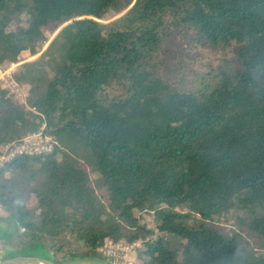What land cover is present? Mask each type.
Wrapping results in <instances>:
<instances>
[{
  "label": "trees",
  "instance_id": "1",
  "mask_svg": "<svg viewBox=\"0 0 264 264\" xmlns=\"http://www.w3.org/2000/svg\"><path fill=\"white\" fill-rule=\"evenodd\" d=\"M50 27L13 75L28 106L0 87V151L40 130L56 141L0 165L2 244L57 264L98 259L106 239L142 241L137 264H264L211 223L230 213L264 249V0H0V68ZM71 144L103 198L84 164L58 158Z\"/></svg>",
  "mask_w": 264,
  "mask_h": 264
},
{
  "label": "rangeland",
  "instance_id": "2",
  "mask_svg": "<svg viewBox=\"0 0 264 264\" xmlns=\"http://www.w3.org/2000/svg\"><path fill=\"white\" fill-rule=\"evenodd\" d=\"M120 14H115L113 12H109L105 15L103 20L100 21H110L114 18H116L117 16H119ZM26 20L27 17L26 15H21L18 18H15L11 24L9 25V29H16L19 26H23L26 25ZM58 30L54 29V28H46L44 30V34L46 37V41H44L43 45L38 49V52L33 55V56H29L27 57L25 60L19 61V62H4L0 68V71L2 72V74H4V72H11L13 75L15 72H17V69L19 68V66H21L24 62L26 61H31V60H35L37 58H39L42 54V52L47 48L48 44L50 43V41L52 40V38L55 36V34L57 33ZM0 83H2V81H0ZM21 84V83H20ZM23 85L24 89L28 90L29 86L28 84H21ZM26 106H28L27 104H25ZM48 135V134H47ZM49 137H51L50 135H48ZM52 138V137H51ZM53 140V145L56 143V141L52 138ZM54 147V146H53ZM59 148V152H58V158H62L63 157V153L67 152L70 153L78 162H80L81 164H84L87 168L88 171V175H89V180L91 182V184L93 185L96 193L98 196H101L102 198L104 197L105 194V187L103 185V181H102V177L100 175V173L95 169L94 165L91 164V162H89L88 159L84 158V156L82 155V149L74 144H71L67 147H64L62 145H58ZM7 176H11V173H7ZM27 185L20 187V189H25ZM19 189V190H20ZM35 201L34 196L32 195L30 197V203L32 204ZM181 211H188V208L186 207H179L178 208ZM136 215L138 216L141 224L145 225L148 228H151L152 230H154V234L158 233V230L156 228V222L154 219V213L150 210H136ZM199 219V216L196 214H192V216L189 218V220H187V224L189 225H193L196 223V221ZM214 226L218 227L222 232L226 233V234H233V233H237L240 236V243L243 247H245L248 251L252 252V253H264V249H261L259 247V240L257 238V236L250 232L249 230H247L246 228L240 226L237 222L235 217L232 214H224L221 216H216L212 222H211ZM172 239V241L174 242V244L177 247L181 246V243L183 242L180 238L178 237H170ZM124 242V241H122ZM137 243L135 246L137 248V256H138V251L141 249L143 242L142 241H137L135 242ZM14 247H18L20 249V252L22 255H39V256H43V257H47V255L45 254H39L38 251H36L35 249H30L27 248L24 243L22 242H17L16 245H14ZM13 247V248H14ZM101 257H99L98 259H76L74 261H70L67 262L65 264H109L107 261V258L101 253ZM138 258V257H137ZM1 261V260H0Z\"/></svg>",
  "mask_w": 264,
  "mask_h": 264
},
{
  "label": "built area",
  "instance_id": "3",
  "mask_svg": "<svg viewBox=\"0 0 264 264\" xmlns=\"http://www.w3.org/2000/svg\"><path fill=\"white\" fill-rule=\"evenodd\" d=\"M0 87L17 98L22 104H27L28 90L15 80L11 72L0 71ZM53 140L42 130L32 132L18 141L6 143L0 151V165L19 155L37 156L50 153L53 150ZM137 243H127L106 239L100 252L107 258L109 264H137Z\"/></svg>",
  "mask_w": 264,
  "mask_h": 264
},
{
  "label": "water",
  "instance_id": "4",
  "mask_svg": "<svg viewBox=\"0 0 264 264\" xmlns=\"http://www.w3.org/2000/svg\"><path fill=\"white\" fill-rule=\"evenodd\" d=\"M0 264H57L53 260L39 255H18L0 261Z\"/></svg>",
  "mask_w": 264,
  "mask_h": 264
},
{
  "label": "crops",
  "instance_id": "5",
  "mask_svg": "<svg viewBox=\"0 0 264 264\" xmlns=\"http://www.w3.org/2000/svg\"><path fill=\"white\" fill-rule=\"evenodd\" d=\"M7 216L8 213L2 207H0V260H3V258L13 250V245L4 246L1 240L7 227Z\"/></svg>",
  "mask_w": 264,
  "mask_h": 264
}]
</instances>
